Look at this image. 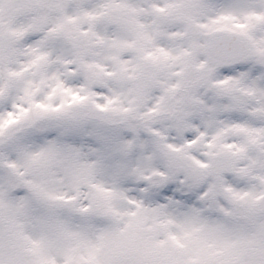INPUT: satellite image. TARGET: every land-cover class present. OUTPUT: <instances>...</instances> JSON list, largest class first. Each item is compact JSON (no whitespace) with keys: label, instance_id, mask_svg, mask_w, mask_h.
Instances as JSON below:
<instances>
[{"label":"snow or ice","instance_id":"snow-or-ice-1","mask_svg":"<svg viewBox=\"0 0 264 264\" xmlns=\"http://www.w3.org/2000/svg\"><path fill=\"white\" fill-rule=\"evenodd\" d=\"M0 264H264V0H0Z\"/></svg>","mask_w":264,"mask_h":264}]
</instances>
